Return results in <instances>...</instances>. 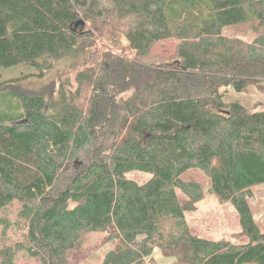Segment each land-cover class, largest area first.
<instances>
[{
	"label": "trees",
	"instance_id": "trees-1",
	"mask_svg": "<svg viewBox=\"0 0 264 264\" xmlns=\"http://www.w3.org/2000/svg\"><path fill=\"white\" fill-rule=\"evenodd\" d=\"M251 13L264 26V0H0V69L34 68L0 82L11 100L0 104L2 237L13 222L21 230L2 241L0 264H69L92 231L115 241L99 264H146L155 250L182 264H264L248 200L264 183V107L225 99L264 84V33H224ZM103 25L125 36L131 58L108 49L74 78L19 86L94 47ZM164 39L175 50L153 53ZM192 168L236 207L248 240L192 233L186 212L205 195L182 178ZM137 170L151 177H128Z\"/></svg>",
	"mask_w": 264,
	"mask_h": 264
},
{
	"label": "rangeland",
	"instance_id": "rangeland-1",
	"mask_svg": "<svg viewBox=\"0 0 264 264\" xmlns=\"http://www.w3.org/2000/svg\"><path fill=\"white\" fill-rule=\"evenodd\" d=\"M258 17L251 13L248 21L238 24L228 25L224 28L226 35L240 37L246 40H252L257 35L264 33V26H258ZM103 27L108 34L102 36L95 33L96 45L80 55L71 56L61 62L48 76L43 79H29L22 81L19 86L28 90L39 88L41 85L54 80L58 77L74 78L79 70L85 69L94 64L103 57L105 50L111 49L120 54L131 58L134 49L123 34L110 32L107 26ZM102 36V37H101ZM177 45L176 39H164L152 47L153 53L173 52ZM34 69L29 65H17L0 69V82L21 75L23 72H30ZM11 94V93H10ZM90 94L89 83H84L79 103L86 105ZM12 95V94H11ZM226 101H239L249 108L264 107V84H252L243 92L233 89L227 92ZM10 98L4 92L0 93V104L9 105ZM129 178L138 182H145L151 177V173L143 171H131L127 173ZM184 180H191L200 183L205 195L197 203L196 209L186 212V217L193 234L214 240L226 239L235 243L245 242L247 237H238L242 227L236 207L231 202H221L215 194L209 191L211 187L210 177L201 169H188L182 174ZM179 197L182 202L188 199V196L179 188ZM254 218L260 228L264 231V183L256 185L251 195L248 197ZM12 222L15 216L11 215ZM2 225L0 224V246L2 241L10 242L12 239H19L21 230L13 222V227L8 233L9 239L3 238ZM115 241L107 240V233L104 231H92L87 234L86 240L79 249L71 252L68 256L69 264H99L105 254L114 247ZM19 264H41L39 260L27 256L20 257ZM146 264H182L175 256L165 254L155 250L152 257Z\"/></svg>",
	"mask_w": 264,
	"mask_h": 264
},
{
	"label": "water",
	"instance_id": "water-1",
	"mask_svg": "<svg viewBox=\"0 0 264 264\" xmlns=\"http://www.w3.org/2000/svg\"><path fill=\"white\" fill-rule=\"evenodd\" d=\"M82 25V24H81Z\"/></svg>",
	"mask_w": 264,
	"mask_h": 264
}]
</instances>
